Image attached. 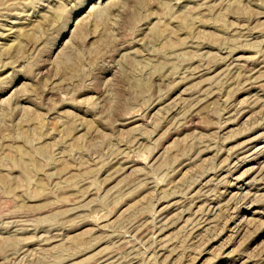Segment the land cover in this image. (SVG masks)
<instances>
[{
  "label": "rangeland",
  "instance_id": "374dc122",
  "mask_svg": "<svg viewBox=\"0 0 264 264\" xmlns=\"http://www.w3.org/2000/svg\"><path fill=\"white\" fill-rule=\"evenodd\" d=\"M0 264H264V0H0Z\"/></svg>",
  "mask_w": 264,
  "mask_h": 264
},
{
  "label": "bare ground",
  "instance_id": "6f19581e",
  "mask_svg": "<svg viewBox=\"0 0 264 264\" xmlns=\"http://www.w3.org/2000/svg\"><path fill=\"white\" fill-rule=\"evenodd\" d=\"M170 215V214H169Z\"/></svg>",
  "mask_w": 264,
  "mask_h": 264
}]
</instances>
